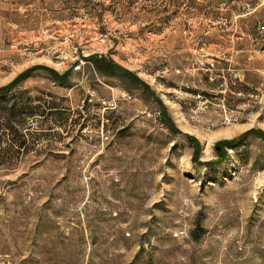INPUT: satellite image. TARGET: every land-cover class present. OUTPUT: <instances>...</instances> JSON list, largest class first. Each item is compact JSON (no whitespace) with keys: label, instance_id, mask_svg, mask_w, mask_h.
Wrapping results in <instances>:
<instances>
[{"label":"rangeland","instance_id":"obj_1","mask_svg":"<svg viewBox=\"0 0 264 264\" xmlns=\"http://www.w3.org/2000/svg\"><path fill=\"white\" fill-rule=\"evenodd\" d=\"M0 87V264H264V0H0Z\"/></svg>","mask_w":264,"mask_h":264},{"label":"trees","instance_id":"obj_2","mask_svg":"<svg viewBox=\"0 0 264 264\" xmlns=\"http://www.w3.org/2000/svg\"><path fill=\"white\" fill-rule=\"evenodd\" d=\"M84 60L90 61V62L92 63V65H93V67H94L96 70H103V71H105V72H103L105 75H111V74L108 73V70H107L106 67H112V65H113L112 61H107V60L103 59V57H101L100 59H97L94 55H88V56H85V57H84ZM99 63L104 64V65H105V69L101 68L102 65H101V67H100V66H99ZM126 72L129 73V71H126ZM66 73H68V72H66ZM62 76H65V74H63ZM9 86H10V84H9ZM8 89H9V87H0V94H1V95H4L5 92H6ZM163 118H164V117H163ZM226 143L232 145V143L229 142V141L226 142Z\"/></svg>","mask_w":264,"mask_h":264},{"label":"built area","instance_id":"obj_3","mask_svg":"<svg viewBox=\"0 0 264 264\" xmlns=\"http://www.w3.org/2000/svg\"><path fill=\"white\" fill-rule=\"evenodd\" d=\"M79 68H80L79 65H75V66L73 67V70H78Z\"/></svg>","mask_w":264,"mask_h":264}]
</instances>
